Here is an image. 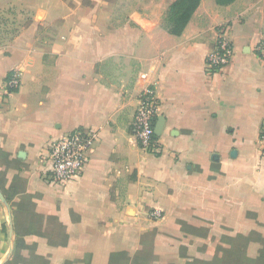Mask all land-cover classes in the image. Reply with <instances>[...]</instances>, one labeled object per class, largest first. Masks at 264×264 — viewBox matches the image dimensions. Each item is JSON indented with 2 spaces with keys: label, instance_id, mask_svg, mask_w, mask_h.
<instances>
[{
  "label": "crops",
  "instance_id": "0c3cea01",
  "mask_svg": "<svg viewBox=\"0 0 264 264\" xmlns=\"http://www.w3.org/2000/svg\"><path fill=\"white\" fill-rule=\"evenodd\" d=\"M174 1L0 0V264H264V0H200L178 35ZM223 24L235 55L207 75ZM147 87L156 154L129 129ZM77 127L97 141L57 186L45 145Z\"/></svg>",
  "mask_w": 264,
  "mask_h": 264
},
{
  "label": "built area",
  "instance_id": "2783aa9c",
  "mask_svg": "<svg viewBox=\"0 0 264 264\" xmlns=\"http://www.w3.org/2000/svg\"><path fill=\"white\" fill-rule=\"evenodd\" d=\"M259 54L264 58V48L258 46ZM235 48L229 35V26L223 24L216 30V37L212 47L204 58V69L207 75L219 72L233 60ZM18 70H12L6 80V88L9 92L20 86ZM159 99L155 89L147 87L137 95V106L129 124L131 135L138 147L149 153H159L160 145L154 128L159 112ZM96 130L77 127L60 138L46 143V166L43 175L47 179L61 186L79 176L87 162L88 155L97 141ZM258 143L260 146V158L264 165V120L261 123ZM149 216L153 219L161 218V212L153 209Z\"/></svg>",
  "mask_w": 264,
  "mask_h": 264
},
{
  "label": "trees",
  "instance_id": "16d2710c",
  "mask_svg": "<svg viewBox=\"0 0 264 264\" xmlns=\"http://www.w3.org/2000/svg\"><path fill=\"white\" fill-rule=\"evenodd\" d=\"M199 2L200 0H175L169 5L162 26L172 34H180Z\"/></svg>",
  "mask_w": 264,
  "mask_h": 264
},
{
  "label": "water",
  "instance_id": "95a60500",
  "mask_svg": "<svg viewBox=\"0 0 264 264\" xmlns=\"http://www.w3.org/2000/svg\"><path fill=\"white\" fill-rule=\"evenodd\" d=\"M163 122H164L163 116H159L158 119H157V122L155 124V128H154V131H155L156 135L160 134L161 129L163 127Z\"/></svg>",
  "mask_w": 264,
  "mask_h": 264
},
{
  "label": "rangeland",
  "instance_id": "374dc122",
  "mask_svg": "<svg viewBox=\"0 0 264 264\" xmlns=\"http://www.w3.org/2000/svg\"><path fill=\"white\" fill-rule=\"evenodd\" d=\"M127 9V6H125V10Z\"/></svg>",
  "mask_w": 264,
  "mask_h": 264
}]
</instances>
